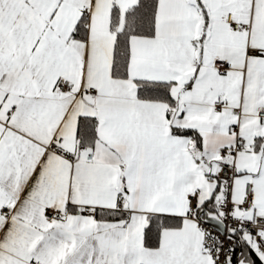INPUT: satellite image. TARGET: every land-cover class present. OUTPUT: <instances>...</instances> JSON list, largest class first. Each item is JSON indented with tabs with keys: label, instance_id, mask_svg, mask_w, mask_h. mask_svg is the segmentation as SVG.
<instances>
[{
	"label": "snow or ice",
	"instance_id": "1",
	"mask_svg": "<svg viewBox=\"0 0 264 264\" xmlns=\"http://www.w3.org/2000/svg\"><path fill=\"white\" fill-rule=\"evenodd\" d=\"M0 264H264V0H0Z\"/></svg>",
	"mask_w": 264,
	"mask_h": 264
}]
</instances>
